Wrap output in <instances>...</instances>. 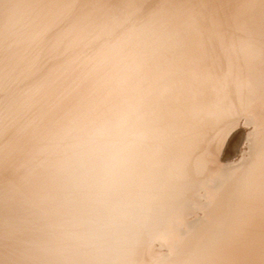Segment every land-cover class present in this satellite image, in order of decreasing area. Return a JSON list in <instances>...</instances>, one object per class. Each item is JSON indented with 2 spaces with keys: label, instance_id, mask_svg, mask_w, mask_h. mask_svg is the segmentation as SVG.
I'll return each instance as SVG.
<instances>
[{
  "label": "bare ground",
  "instance_id": "6f19581e",
  "mask_svg": "<svg viewBox=\"0 0 264 264\" xmlns=\"http://www.w3.org/2000/svg\"><path fill=\"white\" fill-rule=\"evenodd\" d=\"M149 256L264 264V0H0V264Z\"/></svg>",
  "mask_w": 264,
  "mask_h": 264
},
{
  "label": "rangeland",
  "instance_id": "374dc122",
  "mask_svg": "<svg viewBox=\"0 0 264 264\" xmlns=\"http://www.w3.org/2000/svg\"><path fill=\"white\" fill-rule=\"evenodd\" d=\"M239 129H244V126H243V123H242V120H240V122H239V124H238V126L230 133V135L227 137V139H226V142H225V144H224V146H223V149H222V153H221V155L224 153H226L227 152V154H229L230 156H233L234 155V151H235V149H236V147H237V145H238V143H235L236 141V134L238 133V131H239ZM246 130H247V128H246ZM233 137V138H232ZM234 138H235V140H234ZM234 141V143H232L233 141ZM235 144V145H234ZM241 147H242V145H241ZM225 150V151H224ZM236 158H237V156H235V157H232L231 158V161H234V160H236ZM234 159V160H233ZM154 249H158V247H155ZM158 253V252H157ZM156 254V253H155ZM159 255H164V254H166L165 253V251L163 250V248H161V252L160 253H158ZM157 254V255H158ZM153 260V258H151L150 256L149 257H145V262L146 263H148V264H150L151 263V261Z\"/></svg>",
  "mask_w": 264,
  "mask_h": 264
}]
</instances>
